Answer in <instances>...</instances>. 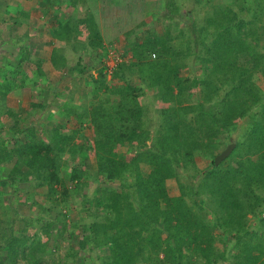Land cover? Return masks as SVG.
Wrapping results in <instances>:
<instances>
[{
	"label": "trees",
	"instance_id": "16d2710c",
	"mask_svg": "<svg viewBox=\"0 0 264 264\" xmlns=\"http://www.w3.org/2000/svg\"><path fill=\"white\" fill-rule=\"evenodd\" d=\"M49 1L51 8L61 0ZM62 1L72 9L86 5V0ZM193 2L194 8L204 7L200 24L192 10L186 12L188 26L185 21L176 24L181 5L164 0L157 18L167 22L164 31L144 29L130 53L127 49L117 54L121 60L113 67L107 65L110 47L106 48L94 17L62 21L54 15L50 20L52 37L74 51L80 44L81 24H86L89 42L101 50L97 56L101 66L85 79L91 88L89 109L79 107L76 115L88 116L89 126L96 130L93 143L98 177L118 182V187L103 186L89 199L83 193L90 185L85 169L73 168L69 178L61 174L63 154L75 159L85 152V146L76 143L81 127L65 132L60 123L51 127L45 139L0 138V167L12 166L9 176L0 181V190L17 181L46 188L50 205L36 203L41 212L68 209L74 191L82 193L86 203L82 208L95 218L90 223L59 220L61 233L78 229L76 238L89 252L108 251L105 264H219L220 260L264 264V92L255 80L256 74L264 80V51L259 49L264 43V0ZM21 15L28 17L27 13ZM144 26L143 22L137 28ZM47 48L35 54L47 58L49 53L51 64L69 69L72 77L80 78L90 69L81 65V58L72 66L62 52ZM27 58L25 50L21 60ZM188 59L202 72L201 79L192 76L189 80L179 73ZM133 78L140 80L139 85L133 84ZM14 86L8 81L0 83V94L6 96ZM189 86L201 87L195 104L190 102ZM153 88L162 105L156 129L145 120L140 102L144 90ZM52 103L45 98L29 106L32 111L46 110ZM245 118L249 143L233 141L230 155L215 165L223 140ZM14 129L23 132L19 122ZM120 144L136 150L134 162L116 154ZM196 155L209 158V167L198 169ZM179 170L189 175L188 183L181 181ZM171 179L177 180V196L168 193ZM204 196L206 202L199 204L197 198ZM87 204L95 207L93 213ZM35 220L42 223L40 233L46 237L57 222L40 215ZM13 222L8 233L1 230L0 223L4 242L0 250L18 256L25 250L26 239L15 235ZM215 230L220 231L222 242L232 246L217 250ZM29 252L32 264H39L34 252Z\"/></svg>",
	"mask_w": 264,
	"mask_h": 264
},
{
	"label": "rangeland",
	"instance_id": "374dc122",
	"mask_svg": "<svg viewBox=\"0 0 264 264\" xmlns=\"http://www.w3.org/2000/svg\"><path fill=\"white\" fill-rule=\"evenodd\" d=\"M176 1L181 5V15L176 20V24L179 25L181 21H185L186 25H189V18L186 15L189 10L193 11V16L200 24L204 14L203 5L194 8L193 0ZM152 3L153 9L158 8L154 13H150ZM152 3L145 7L143 0H86V5L83 4L72 9L68 7L66 1L62 0L51 8L49 0H0V83L8 81L15 85L6 96L0 94V138L21 139L22 136L29 139H45L52 130L51 127L60 123L65 132L81 127L76 137V143L85 146V152L75 159L68 154H63L61 156L63 162L61 174L63 177L69 178L73 168L85 169L90 179V185L84 189L83 193H87L89 199L94 197L99 188L103 186L114 188L119 184L118 182H108L104 177H98L93 143L96 130L89 126L88 116H84L82 119L81 116L79 118L76 115L79 107L89 109L91 88L86 85L85 79L89 74H96V69L101 66L99 57H97L101 50L96 49V46L89 42L86 24H81L80 44L74 51L64 42L52 37L50 20L54 15L62 21L71 17L79 19H85L88 16L94 17L98 24H102V35L105 40H119L117 43H113L117 45L113 46L112 44L114 48L111 47V49H108L109 44H105L109 50L107 65L113 67L117 62V54H121L123 50L127 49L130 53L132 43L137 37L143 36L144 29L154 30L158 33L164 31L167 22L157 19L164 0H153ZM100 4L105 5V12L103 9L101 10ZM57 9L58 14H56ZM146 10L148 14L150 13L144 22L146 26L137 28ZM21 13H27L28 17L25 18ZM245 17L247 18L246 15ZM186 34L189 35L191 32L186 31ZM123 35L124 37H120ZM262 44H264L263 41L259 49L263 52ZM46 48L49 49V52L51 49L62 52L72 66L77 64L81 58V65L90 69L80 78L78 75L77 78L76 76L72 77L68 73L69 69L55 67L51 64L49 53L47 58H41L35 54L36 50L41 51ZM25 50L28 53V58L22 61V54ZM120 60L121 57L118 61ZM179 73L189 80L192 76L198 79L202 78V72L192 64L191 59H188L187 66L180 69ZM255 80L264 92L262 76L256 74ZM132 82L134 85H139L140 80L133 78ZM189 87L190 102L195 104L200 97L201 87ZM2 90H6L4 85ZM143 93L140 102L144 109V118L146 121L149 120L152 127L156 129L160 121L158 111L162 107L161 102L156 98L157 90L155 88L145 89ZM45 98L48 101H53L46 110L35 109L32 111L30 109L31 103L42 102ZM16 122H19V127L23 129L21 134L16 133L17 131L14 129ZM246 124V118L238 121L236 128L230 133V137L223 140V150L227 146L233 145V141H239L241 145L249 143L251 136L247 133ZM28 127H32L33 131L30 132ZM10 143L12 145V140ZM115 152L124 155L128 162H134L138 157L136 150L130 149L126 144L118 145ZM230 161L229 158L226 164ZM195 162L198 169L204 170L209 167L210 159L196 155ZM11 167V165L0 167V181L9 176ZM143 169L148 170L147 167H143ZM178 172L181 181L188 183L189 175L181 170ZM33 183L32 181L25 183L17 181L13 186H5L0 190L1 230L8 233V226L11 224V220H14L15 235L26 239V245L22 247L25 249L24 252L14 256L7 250H0V261L3 260L4 264H32V259L28 258L30 257L29 250H32L35 255L33 256L39 264H105V256L108 251L103 250L97 254L89 252L87 246L76 238L79 233L78 229L68 228L61 233L62 223L59 220H66L67 223L76 221L90 223L95 218L90 217V214L82 208L86 204L82 193L74 191V197H70L68 209L63 210L58 207L50 212H41L36 203L40 202L45 207L50 205L45 197L46 188L36 189ZM167 189L170 196L179 195L177 180H168ZM206 197L197 198L198 203L206 202ZM185 202L192 206V202L188 198L185 199ZM85 207L91 213L95 211V207L91 204H87ZM98 213H102V210H99ZM38 215L45 216L48 220H57L49 237L40 233L42 223L35 220ZM2 231L0 234H3ZM214 232L219 239L216 241L217 250L222 251L225 247L232 246L231 242H225V240L222 242L219 230ZM165 236L163 234V237ZM3 244V240H0V245ZM200 261L204 263L203 259ZM218 263L230 264V261L220 260ZM137 264L144 263L137 262Z\"/></svg>",
	"mask_w": 264,
	"mask_h": 264
},
{
	"label": "crops",
	"instance_id": "0c3cea01",
	"mask_svg": "<svg viewBox=\"0 0 264 264\" xmlns=\"http://www.w3.org/2000/svg\"><path fill=\"white\" fill-rule=\"evenodd\" d=\"M152 1H153V0H143V4H144L145 7H147V5H149V3H152ZM220 2H223V3H224V0H220ZM225 2H226V1H225ZM100 8H101V10L103 9V12H105V5L100 4ZM153 8H154V6H153V3H152V4H151L150 13H154L156 10H158V8H156V7H155L156 10L153 9ZM114 12H116V10H114ZM116 13H117V12H116ZM150 13H149V14H150ZM149 14H148V12H147V10H146L145 15H143V17H142L143 19L141 18L139 24H142L143 22H145V21L147 20V18H148L147 16H148ZM100 17H101V16H100ZM101 18H102V17H101ZM96 22H97V21H96ZM139 24H138V25H139ZM97 25H98L99 30H100L101 35H102V33H103V32H102V31H103V30H102L103 27L101 26L102 24H100V23L98 24V22H97ZM131 30H133V28H131ZM120 37H124V35H123V36H120ZM102 38H103L104 43H105L106 45H107V44L110 45V46H109L110 48H111V46H112L113 43H117V41H119V40H117V41L105 40V38L103 37V35H102ZM115 45H117V44H113V46H115ZM110 48H109V49H110ZM240 262H242V260L237 261V262H234L233 264H240ZM230 263H232V261H231Z\"/></svg>",
	"mask_w": 264,
	"mask_h": 264
},
{
	"label": "water",
	"instance_id": "95a60500",
	"mask_svg": "<svg viewBox=\"0 0 264 264\" xmlns=\"http://www.w3.org/2000/svg\"><path fill=\"white\" fill-rule=\"evenodd\" d=\"M234 145H229L225 150H223L219 155L214 159L215 165H219L226 157H228L233 150Z\"/></svg>",
	"mask_w": 264,
	"mask_h": 264
},
{
	"label": "built area",
	"instance_id": "2783aa9c",
	"mask_svg": "<svg viewBox=\"0 0 264 264\" xmlns=\"http://www.w3.org/2000/svg\"><path fill=\"white\" fill-rule=\"evenodd\" d=\"M118 59V58H117Z\"/></svg>",
	"mask_w": 264,
	"mask_h": 264
}]
</instances>
